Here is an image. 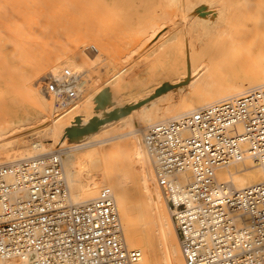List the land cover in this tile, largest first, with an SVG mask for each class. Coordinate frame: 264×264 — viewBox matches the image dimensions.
Instances as JSON below:
<instances>
[{
  "label": "built area",
  "instance_id": "obj_1",
  "mask_svg": "<svg viewBox=\"0 0 264 264\" xmlns=\"http://www.w3.org/2000/svg\"><path fill=\"white\" fill-rule=\"evenodd\" d=\"M84 53L96 63L99 49ZM84 70L43 78L54 107L80 100ZM142 146L179 234L186 264H264V179L224 188L217 171L246 157L264 173V83L149 125ZM115 194L70 198L59 152L0 164V264H135Z\"/></svg>",
  "mask_w": 264,
  "mask_h": 264
},
{
  "label": "bare ground",
  "instance_id": "obj_2",
  "mask_svg": "<svg viewBox=\"0 0 264 264\" xmlns=\"http://www.w3.org/2000/svg\"><path fill=\"white\" fill-rule=\"evenodd\" d=\"M218 1L220 0H216L217 4ZM211 2L214 3L215 1L211 0ZM209 3L210 1L207 4L204 3L205 6L201 7L202 11L200 10L199 19L195 21L197 24L194 23L195 25L192 28L190 27L193 30L200 27V35L196 37L190 36L189 39L187 38L188 40L177 44L174 43L172 49L156 57L157 60L155 59L154 64L151 65L146 77L140 76L141 71L139 70L141 68L139 69V67L133 65L127 67V64L123 67L124 64L116 72L111 73L110 77L104 79L102 84L96 86L98 98L111 102L113 99H117L124 91L135 87L136 83H140L134 100H131L126 105L120 104L119 106H117V103L112 106H106L101 100L100 105L102 107L100 109L102 110L95 111L93 104L90 102L91 100L83 99L82 97L80 100L84 101L81 107H79L80 103H78L71 112L61 113L59 109L54 107L53 100L49 96L48 99L36 104L35 118L37 120L36 123H38L31 129L18 127V129H21V134H29L17 137V139L8 143L0 144V164L15 163L22 159L43 157L54 151L59 152L70 198L74 203H82L94 199L103 187H110L115 194L125 243L128 248L138 249L141 252V258L135 264H158V252L153 234L155 227L159 228L162 239L170 251L169 254L171 256L168 262L170 264H186L180 247L175 221L172 214H170V210L168 211L169 208L167 207L165 196L163 198L160 192L162 188L158 185L151 161L143 150L141 137L143 130L158 121L179 116L207 103L239 94L264 83V64H259L250 73H244L243 75H240L237 71L233 73H217L218 70L216 69H219L217 68L218 63L219 66L223 60L226 62L222 64L229 63V60H232V56H234H228L232 51L228 47L229 44H226L227 40L231 39L234 34L233 32L231 35L226 28L233 22L222 11L218 14H209V11H207ZM230 9L231 7L229 11ZM250 9L251 7H249ZM247 10L245 7V12ZM249 10L247 14L250 13L251 15L252 11ZM229 11L228 13H230ZM18 20L20 21L19 18ZM16 21H14V24ZM66 27L68 28V26ZM240 27L242 30L245 28ZM12 34L17 36L16 32V35L13 32ZM20 34L22 39L28 37L25 32L26 36L23 33ZM41 36L39 38H42ZM20 37H14L19 42L18 44L15 39H12L14 43L16 42V46L12 47L13 54L15 52L19 53L22 51L21 48H24L22 47L23 45L20 46L22 43ZM30 37L32 38V36ZM31 38L27 39L31 40ZM39 38L36 37L37 40ZM55 39H53V42H56L57 39ZM43 42L41 43L44 46ZM41 43L38 44L41 45ZM50 43L47 44V48ZM2 46L0 39V48ZM29 46L31 48L27 49L32 51L29 50L30 59L26 57L28 59L27 62H22L23 59H20L23 75L34 74V71L29 68L32 64L41 63L45 59L53 60L52 56L44 58L45 54L42 51L46 45L43 49L42 46H38L42 50H38V47L34 50L33 47L35 46L31 44ZM228 51L230 53L225 54ZM24 55H26V52ZM0 58L3 60L2 57ZM2 60L0 61L2 62ZM13 60L14 58L11 62ZM81 60L83 59L81 58ZM86 60L88 59L86 58ZM233 61H230L229 64L233 63ZM3 64L8 65V63ZM86 64H88L87 61ZM111 70H115V67L112 66ZM97 71H100V69ZM40 77L42 76L40 75ZM92 85L94 87L93 82ZM172 89L177 90V94L172 93ZM47 140L50 142H46ZM55 146L59 147L57 149L53 148ZM241 162L243 164L240 166L235 162L223 166L217 171L218 178L223 182L224 188L242 189L263 181V169L257 159L246 157ZM133 166H135V170L132 169ZM91 168H95L97 172L94 177L89 176L92 179L90 182L81 185L79 182L81 173L85 170L87 172Z\"/></svg>",
  "mask_w": 264,
  "mask_h": 264
},
{
  "label": "rangeland",
  "instance_id": "obj_3",
  "mask_svg": "<svg viewBox=\"0 0 264 264\" xmlns=\"http://www.w3.org/2000/svg\"><path fill=\"white\" fill-rule=\"evenodd\" d=\"M201 1L202 0H0V39L3 45L2 48H0L2 53V55L0 53V57L4 60L3 62L0 58V60H2V62L0 61V144L8 143L17 139V137L29 134H21V129H18V127L31 129L38 123H36L37 120L35 118V112L37 111L36 104L49 98L44 88L43 77L50 73H53L55 76H61L65 68H69L73 71H85L86 76L83 80L80 98L83 97V99L91 100L90 102L93 104L95 111L102 110L100 109L102 107L100 105L101 100L106 106H112L114 103H117V106L120 104L126 105L131 100H134V96L138 93L140 83H136L134 85L135 87L124 91L117 99H113L111 102L98 98L96 86L102 84L104 79L110 77L112 75L111 73L116 72L117 69L124 64L123 67L127 64V67L133 65L139 67V69L141 68L139 70L141 71L140 76L146 77L156 57L172 49L174 43L177 44L184 40H188L190 36L196 37L200 35V27L194 28V30L191 28L197 24L195 21L200 17L199 15L202 11L201 7L205 6L209 1L210 3L207 8L209 14H218L222 11V13L233 22L226 28L230 31V34L234 32L233 36L231 39L229 38L227 40L226 44H229V46H227L230 47V51L233 52V54L231 52L228 56L231 57L234 55L232 56V60H229V63L234 59V64H229L228 62V64H222L226 62L223 60L222 63L219 61L222 64V66L221 64L219 66L217 62V68H219L216 69L218 70L217 73H233L237 71L240 75H243L244 73H250L251 70L259 66V64H264V0H220L218 4L216 0H214V3L211 2V0ZM230 7L231 9L229 11ZM245 7L246 10H249V7H251V15L250 13L247 14L248 10L245 12ZM228 11L230 13H228ZM14 21H16L15 24ZM66 26H68V28ZM240 26L245 28L242 30ZM190 29L192 30L191 33ZM12 32L14 35L17 34L18 38L21 35L20 33H23V35L27 34L28 36L25 38L26 41L20 37L22 43L19 45H23L22 47L24 48H21L22 51L19 53L15 52V55L13 54L12 47L16 46L17 36H13ZM39 34L40 36L42 34V38H39ZM43 35L45 36L43 37ZM30 36H32V38ZM47 36L50 39H48ZM36 37L44 41V46H46L44 47L41 43L42 41L39 39L38 41ZM27 38H31V40ZM12 39H15L16 42L14 43ZM53 39H55L56 42H53ZM35 41L37 44L41 43V45L38 44L39 47L42 46V49L44 47L42 51V53L45 54L44 58L52 56L53 60L50 61L45 59L41 63H34L29 66V68L34 71V74L23 75L21 64L23 61L27 62V60L30 59V49H27L30 47L29 45L35 46L33 47L34 50L38 47ZM25 42L27 43L25 44ZM18 43L19 42H17V44ZM48 43H50V46L48 45L49 47L47 48ZM88 45H95L99 49L100 54L97 57L98 60H96V63H91L84 53V49ZM39 47L37 48L38 50L41 49H39ZM25 48L26 50H24ZM25 52L26 55H24ZM228 53L230 52L228 51L225 54ZM22 56L23 58H21ZM13 58L14 60L11 62ZM86 58L88 60H86ZM20 59H23L22 62ZM86 61L88 64H86ZM3 63H8V65ZM17 66L19 69H17ZM112 66L115 67L113 71L111 70ZM99 69L100 71H97ZM40 75L42 77H40ZM177 92V90L172 89V93L177 94ZM32 96L33 98H31ZM83 101L84 100L79 101V107L83 105ZM46 142L50 141L47 140ZM58 147L59 146H55L53 148L57 149ZM236 164L240 166L243 162H236ZM132 169L135 170V166H133ZM96 172L97 170L95 168H91L87 170V172L86 170L83 171L79 181L81 185L90 182L92 180L91 177H94ZM160 192L164 198L162 189H160ZM73 199L76 200L75 198ZM153 234L157 246L158 264H170V262H168L171 256L169 254L170 251L167 249L168 247H166L167 245L164 243L158 227H155Z\"/></svg>",
  "mask_w": 264,
  "mask_h": 264
}]
</instances>
